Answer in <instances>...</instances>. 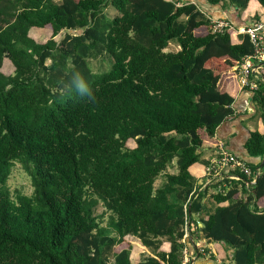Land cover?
<instances>
[{"label":"trees","instance_id":"obj_1","mask_svg":"<svg viewBox=\"0 0 264 264\" xmlns=\"http://www.w3.org/2000/svg\"><path fill=\"white\" fill-rule=\"evenodd\" d=\"M250 1L264 23V0L205 3L242 12ZM50 28L60 41L31 36ZM252 51L192 4L0 0V264H181L187 224L192 252L216 259L219 246L231 264H264V132L245 146L259 163L236 156L251 177L227 170L238 180L210 186L228 183L211 207L190 171L234 115L208 62ZM253 99L263 117L264 84ZM15 165L29 196L9 191ZM126 239L149 255L132 263L116 251Z\"/></svg>","mask_w":264,"mask_h":264},{"label":"crops","instance_id":"obj_2","mask_svg":"<svg viewBox=\"0 0 264 264\" xmlns=\"http://www.w3.org/2000/svg\"><path fill=\"white\" fill-rule=\"evenodd\" d=\"M188 2H193L194 5L197 6L207 17L214 20L228 19L236 27L247 26L255 21L253 20V18H255L254 16H261L263 14L261 7L255 1H250L247 8L242 12H238L237 9L233 7L221 9L219 6H208L206 5L205 0H181L182 4H187ZM208 66L216 70L218 73L217 90L224 91L234 98V103L232 105L234 110L233 117L225 121L216 129L211 143L207 141V143L205 142L203 144L200 151V162L190 168L192 174L197 178V187L199 190H207L205 202L207 203V206L211 207L213 203L210 195L216 190H220L222 187L225 188L228 183H221L216 189H214L215 187L210 186L217 182H222L223 176L232 181L234 175L231 171H223L218 177L219 179L214 181L215 178L207 174L206 167L215 157L214 142H223L229 152L248 163H259L261 161L260 158L250 157L245 146L251 131L257 129L258 131L264 132V116H261L257 102L253 99V93L246 89L239 88L237 75L238 64L223 57L212 59L208 62ZM261 77L262 80L260 84H264V68L261 70ZM224 205L225 204H221L220 206ZM198 242H196V245H198ZM210 249L214 252L213 254L216 255V259L202 256L197 253L196 249L194 250L195 252H192L190 249L194 258V264H231L219 246H214ZM141 250H144V248L141 247Z\"/></svg>","mask_w":264,"mask_h":264},{"label":"built area","instance_id":"obj_3","mask_svg":"<svg viewBox=\"0 0 264 264\" xmlns=\"http://www.w3.org/2000/svg\"><path fill=\"white\" fill-rule=\"evenodd\" d=\"M166 1L176 2L179 6L182 5L181 0ZM187 4L194 5L193 2H188ZM209 20L214 33L228 31L235 34H245L249 37L253 51L251 55L243 58L238 64L237 75L240 89H246L251 93L256 92L262 80L261 70L264 68V23L254 21L247 26L236 27L228 19L214 20L209 18ZM227 170H235L247 178L252 175L250 168L242 160L229 152L223 142H217L215 143V157L210 161L207 173L213 178H218L223 171ZM232 179L238 180V177L233 175ZM193 231L194 228L189 230L187 224L181 240L183 244L181 264H194V258L190 252V245L193 244L190 233ZM198 254L211 257L210 251H206V248L199 249Z\"/></svg>","mask_w":264,"mask_h":264},{"label":"rangeland","instance_id":"obj_4","mask_svg":"<svg viewBox=\"0 0 264 264\" xmlns=\"http://www.w3.org/2000/svg\"><path fill=\"white\" fill-rule=\"evenodd\" d=\"M110 16V15H109ZM111 20V18H109ZM35 38L38 42H45L50 38H54L56 41H60L62 38V34L58 31L50 28L48 30H41V31H34L31 35ZM70 49V47H68ZM171 50L176 49L175 47H170ZM11 65L7 61L4 65V72L8 73L11 71ZM8 188L10 193L14 196L17 193H21L23 195H31L32 193V186L30 184L29 178L23 172L19 165H15L12 168L8 179ZM103 212V208L99 207L97 210V214H101ZM108 215L107 213L104 214L102 219V225L105 226L108 222ZM129 249L130 251V259L132 263L138 262L143 256H148V252L146 249L141 250V247L135 243L132 239H126L121 245L116 247V251H120L121 249Z\"/></svg>","mask_w":264,"mask_h":264},{"label":"water","instance_id":"obj_5","mask_svg":"<svg viewBox=\"0 0 264 264\" xmlns=\"http://www.w3.org/2000/svg\"><path fill=\"white\" fill-rule=\"evenodd\" d=\"M261 165H262V164H261ZM257 180H258V177L256 178V181H257ZM256 181H255V182H256ZM255 182H254V183H255Z\"/></svg>","mask_w":264,"mask_h":264}]
</instances>
